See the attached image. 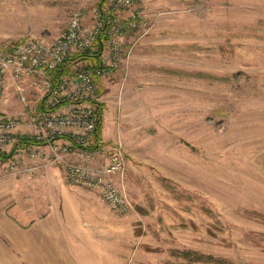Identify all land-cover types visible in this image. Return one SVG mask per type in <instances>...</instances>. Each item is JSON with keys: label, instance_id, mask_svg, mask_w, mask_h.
<instances>
[{"label": "rangeland", "instance_id": "1", "mask_svg": "<svg viewBox=\"0 0 264 264\" xmlns=\"http://www.w3.org/2000/svg\"><path fill=\"white\" fill-rule=\"evenodd\" d=\"M106 2L0 0V48L56 37ZM117 23L124 55L99 79L87 148L100 164L122 147L132 207L87 188L109 212L104 264H264V0H135ZM32 92L23 113L39 107Z\"/></svg>", "mask_w": 264, "mask_h": 264}, {"label": "built area", "instance_id": "2", "mask_svg": "<svg viewBox=\"0 0 264 264\" xmlns=\"http://www.w3.org/2000/svg\"><path fill=\"white\" fill-rule=\"evenodd\" d=\"M134 2L107 0L92 9L90 23L84 22L77 8L58 36H26L0 48V102L6 97L9 80L18 99L27 106L26 86L44 100L42 108L27 109L22 114L0 113V150L10 148L5 172L32 174L40 167L60 165L69 183L95 191L111 210L126 213L131 209V199L119 181L126 162L122 147L115 145L105 162L95 164L87 145L96 124L93 103L100 99L99 79L124 55L117 12ZM102 31L107 38L99 64L71 65L53 85L51 71L67 56L93 49ZM22 125L29 127L25 136L41 143L16 145L17 130ZM38 158L43 162L38 163Z\"/></svg>", "mask_w": 264, "mask_h": 264}, {"label": "crops", "instance_id": "3", "mask_svg": "<svg viewBox=\"0 0 264 264\" xmlns=\"http://www.w3.org/2000/svg\"><path fill=\"white\" fill-rule=\"evenodd\" d=\"M83 19L90 23L91 15ZM31 91L26 86L28 105L33 103ZM40 99L39 106H44ZM25 107L9 80L1 112L22 114ZM18 129L28 131L29 127ZM6 160L0 159V264H104L105 259L111 260L109 212L103 213L102 206L94 203L97 193L68 183L60 165L40 167L32 174L8 173L3 170Z\"/></svg>", "mask_w": 264, "mask_h": 264}, {"label": "trees", "instance_id": "4", "mask_svg": "<svg viewBox=\"0 0 264 264\" xmlns=\"http://www.w3.org/2000/svg\"><path fill=\"white\" fill-rule=\"evenodd\" d=\"M106 33L102 31L96 38L95 44L93 46V49L83 52V53H73L72 55H69L65 58V60L59 64L57 67H55L51 71V76H52V84L55 85L58 80L61 78L62 75H64L68 70L69 67L71 66L72 62L78 61L80 59H89L92 60L93 66H96L99 64V59L101 55V51L103 48V40L106 39ZM99 93V91H98ZM95 108L94 112H96V124L94 128V135L96 137V140L100 138V130H101V125H102V104H100L99 101L95 102ZM43 105L40 104L39 108H42ZM41 143V141H37L33 137H28L25 135H20L18 137V141L16 145H31V144H38ZM98 141H95V144L92 146V148L97 146ZM10 156V153H7L3 150H0V159L5 160ZM189 254V253H187ZM206 258H211V256H206Z\"/></svg>", "mask_w": 264, "mask_h": 264}]
</instances>
